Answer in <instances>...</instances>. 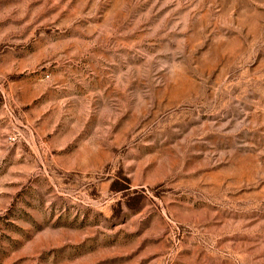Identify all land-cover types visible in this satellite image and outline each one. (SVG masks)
<instances>
[{
    "label": "rangeland",
    "instance_id": "obj_1",
    "mask_svg": "<svg viewBox=\"0 0 264 264\" xmlns=\"http://www.w3.org/2000/svg\"><path fill=\"white\" fill-rule=\"evenodd\" d=\"M0 264H264V0H0Z\"/></svg>",
    "mask_w": 264,
    "mask_h": 264
}]
</instances>
